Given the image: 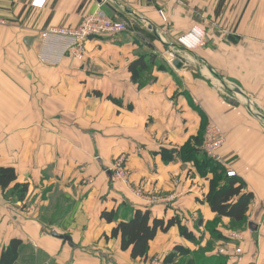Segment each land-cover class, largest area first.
I'll use <instances>...</instances> for the list:
<instances>
[{
	"label": "crops",
	"instance_id": "crops-1",
	"mask_svg": "<svg viewBox=\"0 0 264 264\" xmlns=\"http://www.w3.org/2000/svg\"><path fill=\"white\" fill-rule=\"evenodd\" d=\"M32 1L0 0L8 21L0 25V167L27 184L22 201L4 190L0 206V245L21 240L14 264H171L163 260L175 246L204 247V227L216 218L205 202L211 175L199 174L194 160L167 161L160 150L198 138L203 151L211 124L224 133L217 163L254 198L243 240H230L222 226L229 219L221 218L224 242L209 255L225 248L226 264H264V0ZM98 8L127 30L89 38L82 61L63 54L61 42L39 38ZM192 25L204 29V44L187 50L177 38ZM140 56L149 66L132 80L128 66ZM118 158L127 182L113 177ZM134 188L154 202L137 199ZM165 197L173 198L166 204ZM137 208L177 216L195 241L173 226L150 241L145 259L130 258L119 238H106L115 223L100 214L128 218Z\"/></svg>",
	"mask_w": 264,
	"mask_h": 264
},
{
	"label": "trees",
	"instance_id": "trees-1",
	"mask_svg": "<svg viewBox=\"0 0 264 264\" xmlns=\"http://www.w3.org/2000/svg\"><path fill=\"white\" fill-rule=\"evenodd\" d=\"M149 59L140 56L133 60L128 70L131 73V79L135 80V74L148 69ZM113 100V99H112ZM116 102V101H115ZM198 138L188 140L179 149L160 150V154L165 156L167 161L181 158L184 161L194 160L199 174L203 177L211 175L209 179L208 192L205 195V202L208 204L211 212L216 214L215 223L221 218L229 219V227L231 230H242L247 226V213L249 206L253 201L254 195L245 188V183L241 178L228 176L227 171L222 165L209 158L197 144ZM167 156V157H166ZM16 173L12 167H0V187L9 193L17 201H22L27 193V184L14 183ZM14 183L12 186L11 184ZM11 186V187H10ZM131 216L119 218L118 210H102L100 217L107 223H115L111 229L110 236L106 238H119L120 248L122 251H128L132 259H145L148 254L149 244L158 232L166 233L173 226H177L179 234L194 242L195 237L191 231L180 224L177 216L168 219L157 218L151 215L147 208L131 209ZM218 230V229H216ZM219 238L224 236L219 231ZM21 240L14 238L7 246L0 245V264H14L18 257L19 246ZM190 254V250L179 245L173 248L163 262L174 263V258ZM192 263V257L188 258L187 264ZM212 264H226L222 255L214 258Z\"/></svg>",
	"mask_w": 264,
	"mask_h": 264
},
{
	"label": "built area",
	"instance_id": "built-area-1",
	"mask_svg": "<svg viewBox=\"0 0 264 264\" xmlns=\"http://www.w3.org/2000/svg\"><path fill=\"white\" fill-rule=\"evenodd\" d=\"M45 0H33L32 6L41 7ZM110 1L114 7L116 0ZM108 3V2H107ZM159 14L165 19V13L162 9L158 10ZM8 21L0 17V25H6ZM127 30L125 22L111 18L103 9L98 8L81 17L76 26H53L41 31L39 38L41 41H58L62 44V53L69 55L70 58L77 61H82L85 56V43L89 38L99 37L103 35H114L123 33ZM205 31L200 25H192L188 31L177 38V44L187 50H193L198 46L204 44ZM171 60H169L170 62ZM224 143V133L214 124L208 125L205 132V140L203 143L204 153L212 160L218 162L220 157L218 155L219 149ZM113 177L116 180L128 181V171L125 168L124 161L118 158L112 166ZM228 176H234L235 171L227 170ZM133 195L148 203L154 202L155 198L146 195L141 188H134ZM4 190L0 187V206L3 203ZM173 197H165L162 199L164 203H169ZM230 240L241 242L242 234L240 231H231L228 234ZM227 250L220 248L219 253L224 254ZM230 251V250H229ZM239 245L233 246L232 252L235 254L241 253ZM151 264H162L158 259H153Z\"/></svg>",
	"mask_w": 264,
	"mask_h": 264
},
{
	"label": "rangeland",
	"instance_id": "rangeland-1",
	"mask_svg": "<svg viewBox=\"0 0 264 264\" xmlns=\"http://www.w3.org/2000/svg\"><path fill=\"white\" fill-rule=\"evenodd\" d=\"M230 89H233L236 91L237 87L231 86ZM234 93H237V92H234ZM216 224H218V223L207 224L204 227L203 231L207 232V234H208L207 243L205 244L204 247H200L198 250L190 253V257H192V263L191 264H212L214 261V258L220 257L221 254H215L213 256L209 255V253L211 251H213V249L217 246V243H219V241L222 243L224 242V240H222V238H219L217 236V234H219V230H216V227H217ZM222 226L224 228L225 227L227 228V227H229V223L227 226L226 225H222ZM232 231H239V229L238 230L237 229L232 230ZM187 261H188V258H181L177 262L174 261L173 264H187Z\"/></svg>",
	"mask_w": 264,
	"mask_h": 264
},
{
	"label": "water",
	"instance_id": "water-1",
	"mask_svg": "<svg viewBox=\"0 0 264 264\" xmlns=\"http://www.w3.org/2000/svg\"><path fill=\"white\" fill-rule=\"evenodd\" d=\"M97 1H98L99 3L102 2V0H97ZM172 64H173L176 68H179V67L181 66L182 63H181V61L179 60V56H177L176 59H174V60L172 61ZM214 77H215V75H214ZM220 83H221L220 85H221L222 87L228 89L224 82L221 81ZM52 235L55 236V237H57V238H61V239H63V240L68 239V236H66V235H61V234H58V233H56V232H52Z\"/></svg>",
	"mask_w": 264,
	"mask_h": 264
}]
</instances>
